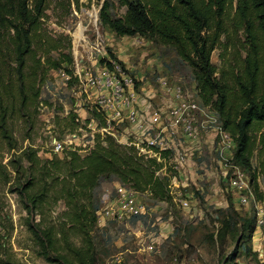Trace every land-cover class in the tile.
Segmentation results:
<instances>
[{"label":"trees","instance_id":"trees-1","mask_svg":"<svg viewBox=\"0 0 264 264\" xmlns=\"http://www.w3.org/2000/svg\"><path fill=\"white\" fill-rule=\"evenodd\" d=\"M119 6L125 13L115 17L103 3L101 25L119 37H144L174 49L190 69L198 98L234 143L233 163L249 172L257 145L264 177L263 137H253L264 125V0H119ZM47 10V0H0V147L11 152L6 164L0 159V187L9 185L21 201L26 230L47 263L100 264L92 237L101 208L94 195L100 179L112 176L136 194L169 201L170 181L156 175L168 155L161 153V161L147 158L110 135H97L84 156L68 148L63 158L40 159L37 150L19 146L9 123L19 120L32 128L47 71L73 74L70 37L41 32ZM216 50L218 65L211 62ZM92 108L90 117L105 127ZM67 119L69 130L78 129L75 115ZM249 186L262 200L254 176ZM58 201L64 211L53 216ZM3 205L0 195V264H22L8 241L12 224ZM247 227L246 242L255 231L254 225Z\"/></svg>","mask_w":264,"mask_h":264},{"label":"rangeland","instance_id":"rangeland-1","mask_svg":"<svg viewBox=\"0 0 264 264\" xmlns=\"http://www.w3.org/2000/svg\"><path fill=\"white\" fill-rule=\"evenodd\" d=\"M105 1L110 5L111 15L123 16L125 8L119 6V0H47L48 10L41 32L70 37L72 73L79 63L99 68L102 61L114 60L135 79L139 98L145 100L151 110H166L172 98L167 88L175 85L190 95L200 108L207 107L198 98L190 69L174 49L144 37H119L101 25L99 12ZM217 55V50L211 55V62L215 65L219 63ZM51 56L57 58L56 53ZM67 76L62 70L47 71L41 85L37 113H31V129L19 120L9 123L19 146L37 150L40 159L63 158V152L54 153L53 140L65 143L64 152L72 148L84 156L93 148L97 135L102 138L108 135L100 131L99 122H91L93 118L89 110L92 103L86 100L77 82ZM160 80L166 82L167 88L159 84ZM208 111L212 113L209 107ZM71 115H75L79 124L74 131L68 129L65 121ZM196 117L199 121L200 118ZM113 128L117 131V138L132 136L126 123ZM260 134L264 141V125L253 137L259 140ZM181 140L187 153L183 169L175 172L167 157L156 174L166 176L170 181L171 199L158 201L149 193H141L136 197L145 213L139 218L121 223L101 218L92 234L99 263L264 264L261 263L264 258L260 257L264 250V177L258 171V146L247 172L231 159L233 142L225 160L218 158L219 138L215 133L200 132L195 140ZM10 155L6 147H0L3 164ZM236 169L244 175L247 189L239 191L230 186V177ZM250 176H254L262 200H258L249 186ZM116 183L112 176L101 178L95 188L94 195L100 199L101 211L108 206V201L114 199ZM248 192L252 198L248 197L242 204L241 195L247 196ZM0 195L4 201V213L12 224L7 236L13 256L22 264H49L38 255L30 232L26 230L27 215L17 195L9 191V185L0 187ZM183 202L188 205L184 207ZM53 210V216L61 214L63 202L58 201ZM248 223L254 225L255 231L251 240L246 242ZM150 246L152 251L148 249Z\"/></svg>","mask_w":264,"mask_h":264},{"label":"built area","instance_id":"built-area-1","mask_svg":"<svg viewBox=\"0 0 264 264\" xmlns=\"http://www.w3.org/2000/svg\"><path fill=\"white\" fill-rule=\"evenodd\" d=\"M94 23L96 25V21ZM71 78L77 82L86 100L92 103L90 109L93 107L102 117L105 127H101L100 131L117 139L120 144L134 146L139 154L147 158L159 161L160 154L166 153L175 172L183 169L187 158L182 138L195 140L200 132L215 133L219 138L216 154L220 160H225L226 152L232 148V140L222 129L217 115L213 111L209 113L208 106L200 108L178 85L167 88L166 82L160 80L159 84L171 92L172 98L166 110L159 108L154 111L139 98L135 79L114 60L103 61L99 68L79 63L72 76H67V79ZM91 122L98 121L92 119ZM121 123L128 124L132 136L117 138L113 127ZM52 147L54 153H61L65 143L53 140ZM230 186L239 191L248 188L239 169L230 177ZM136 196L138 194L129 187L116 184L114 199L108 201V206L97 214V225L101 218L117 223L139 218L145 211ZM248 197L252 198L251 192L247 196L241 195L240 202L245 204ZM182 205L186 207L188 204L183 202ZM148 249L152 251L153 247ZM263 253L264 250L260 253L261 258H264Z\"/></svg>","mask_w":264,"mask_h":264}]
</instances>
